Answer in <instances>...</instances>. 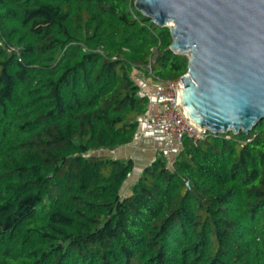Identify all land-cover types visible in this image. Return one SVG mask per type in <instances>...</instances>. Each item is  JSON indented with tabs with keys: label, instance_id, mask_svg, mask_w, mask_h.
Returning a JSON list of instances; mask_svg holds the SVG:
<instances>
[{
	"label": "trees",
	"instance_id": "16d2710c",
	"mask_svg": "<svg viewBox=\"0 0 264 264\" xmlns=\"http://www.w3.org/2000/svg\"><path fill=\"white\" fill-rule=\"evenodd\" d=\"M135 0H0V264H264V132L184 138L129 186L148 99L189 59ZM105 152V153H104Z\"/></svg>",
	"mask_w": 264,
	"mask_h": 264
},
{
	"label": "water",
	"instance_id": "95a60500",
	"mask_svg": "<svg viewBox=\"0 0 264 264\" xmlns=\"http://www.w3.org/2000/svg\"><path fill=\"white\" fill-rule=\"evenodd\" d=\"M169 28L170 50L189 59L180 106L214 135H245L264 121V0H135Z\"/></svg>",
	"mask_w": 264,
	"mask_h": 264
},
{
	"label": "built area",
	"instance_id": "2783aa9c",
	"mask_svg": "<svg viewBox=\"0 0 264 264\" xmlns=\"http://www.w3.org/2000/svg\"><path fill=\"white\" fill-rule=\"evenodd\" d=\"M186 75V74H185ZM184 75V76H185ZM156 81L152 92L141 91L140 96L148 99L147 125L152 130L163 133V151L171 154L173 144L180 149L184 138H190L195 143L206 139L208 131L196 126L189 118L183 106H180V91L183 88L182 77L175 81ZM145 135L139 131L134 138L138 142Z\"/></svg>",
	"mask_w": 264,
	"mask_h": 264
},
{
	"label": "crops",
	"instance_id": "0c3cea01",
	"mask_svg": "<svg viewBox=\"0 0 264 264\" xmlns=\"http://www.w3.org/2000/svg\"><path fill=\"white\" fill-rule=\"evenodd\" d=\"M140 76L136 77L137 81L142 87V91L152 92L156 81L151 77L145 76L139 73ZM139 131L144 132L145 135L138 142H133L130 145L117 149L115 151H108V154L116 159H128L132 158L135 162V170L132 175L134 181H136L143 169L149 165L156 158L159 151L164 146L163 133L158 130H152L147 125L146 116L140 119ZM138 131V132H139ZM180 151L177 145L173 144V151L170 155H174Z\"/></svg>",
	"mask_w": 264,
	"mask_h": 264
},
{
	"label": "rangeland",
	"instance_id": "374dc122",
	"mask_svg": "<svg viewBox=\"0 0 264 264\" xmlns=\"http://www.w3.org/2000/svg\"><path fill=\"white\" fill-rule=\"evenodd\" d=\"M139 76H140V74L136 72V73H135V77H139ZM256 130H257V131H263V132H264V121H263L261 124H259L258 127H256ZM104 153H105V152H104ZM106 153H108V152H106ZM175 155H176V154H174V155H169V157H170L169 159H170V162H171V163L174 161ZM134 177H135V176L131 177V178L129 179V181L127 182V184H126L125 194L128 193V191H129V190H128V189H129V186L135 182V181H134Z\"/></svg>",
	"mask_w": 264,
	"mask_h": 264
}]
</instances>
